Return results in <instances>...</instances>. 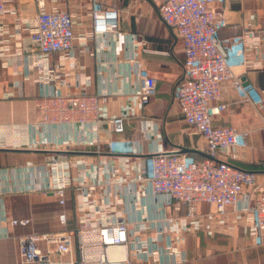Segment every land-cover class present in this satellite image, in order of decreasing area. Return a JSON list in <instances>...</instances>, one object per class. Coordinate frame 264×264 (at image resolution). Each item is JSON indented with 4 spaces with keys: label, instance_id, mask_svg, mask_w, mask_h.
<instances>
[{
    "label": "built area",
    "instance_id": "built-area-1",
    "mask_svg": "<svg viewBox=\"0 0 264 264\" xmlns=\"http://www.w3.org/2000/svg\"><path fill=\"white\" fill-rule=\"evenodd\" d=\"M157 6L160 20L181 39L183 71L174 88V98L183 121L207 142L203 160H188L176 152L153 151L144 155L135 147L128 152L111 153L98 146L91 153H72L77 144L96 145L99 141L100 104L113 94H62L53 89L37 97L43 112L42 125L70 131L61 142H44L43 161L19 173L23 184L9 187L8 193H50L61 210L54 215L60 228L16 236L20 264H120L128 258L110 257L112 249L131 253L133 260L150 264H181L187 257L180 244L174 245L170 228L174 223L185 231L196 215L198 204L205 203L218 213L227 206L246 213L250 234L264 232V190L256 185L253 171L240 169L221 155L236 146H245L247 131L232 126H215L212 117L226 108L219 101L225 83L244 99L249 85L235 76L233 67L256 66L247 60L251 49L245 33L224 47L217 30L227 21L222 10L226 0H148ZM9 0H0V35L5 32L4 16ZM29 33L32 50L25 56L31 66L42 68V57L58 54L60 60H75L74 21L65 12L41 11L31 20H22ZM95 39L116 34L114 9L91 7ZM17 28V34L20 33ZM137 88L132 95L146 105L156 93L157 82L136 63ZM59 74L49 73L52 82ZM264 97V91H262ZM110 130L122 133L124 118L108 120ZM36 130L37 127L35 126ZM63 149L60 150L59 148ZM28 179V181H27ZM74 197L76 223L67 229L64 209L67 193ZM129 198V200H128ZM158 201L159 212L171 204L183 205L185 215L178 218L148 216V202ZM5 224L3 225L2 223ZM155 222H159L157 229ZM31 218L0 215V240L10 238L8 228L31 226ZM263 240L264 237L261 236ZM179 243L184 241L179 236Z\"/></svg>",
    "mask_w": 264,
    "mask_h": 264
},
{
    "label": "crops",
    "instance_id": "crops-1",
    "mask_svg": "<svg viewBox=\"0 0 264 264\" xmlns=\"http://www.w3.org/2000/svg\"><path fill=\"white\" fill-rule=\"evenodd\" d=\"M103 5L117 13L116 34L95 39L91 7ZM9 13L3 18L5 32L0 35V215L31 218L26 228H8L10 238L0 240V264H20L16 236L32 231L58 230L54 215L61 210L52 194L8 193L21 185V170L42 163L44 142H61L68 136L62 128L42 125L43 112L37 97L56 89L62 94H113L100 104L99 141L96 145L77 144L72 153H91L95 147L111 153L128 152L135 147L144 155L153 151L176 152L188 160H203L207 142L185 124L174 98L176 82L182 75L184 51L181 39L159 18L157 6L148 0H9ZM227 23L217 30L224 47L245 33L251 49L247 60L256 66L238 65L232 72L249 85L242 98L225 83L219 101L226 108L212 117L215 126H232L247 131L245 146H236L221 155L228 163L256 174V185L264 190V0H226L222 4ZM41 11L65 12L74 21L75 60H60L58 54L42 57V68L30 65L25 56L33 49L22 20H31ZM17 28L20 33L17 34ZM136 63L156 79V93L142 106L132 95L137 88ZM59 77L54 82L50 71ZM124 118V130H110L108 120ZM37 127L35 130L34 127ZM60 150L63 148L60 147ZM28 181V179H27ZM129 200V198H128ZM148 216L173 218L185 215L183 205L171 204L160 211L158 201L148 202ZM64 209L67 229L76 223L74 197L67 193ZM159 222H155L158 229ZM3 225L5 224L2 223ZM6 225V224H5ZM173 244L185 251L181 264H264V232L250 234L246 213L227 206L218 213L205 203L198 204L196 215L185 231L171 225ZM179 236L184 238L179 243ZM127 257V264H150L132 259L120 248L112 249L113 259ZM126 264V263H120Z\"/></svg>",
    "mask_w": 264,
    "mask_h": 264
}]
</instances>
